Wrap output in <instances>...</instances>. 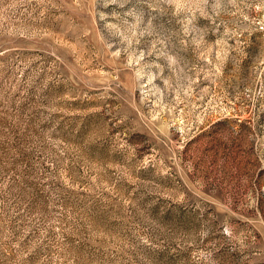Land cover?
Segmentation results:
<instances>
[{
	"label": "rangeland",
	"instance_id": "obj_1",
	"mask_svg": "<svg viewBox=\"0 0 264 264\" xmlns=\"http://www.w3.org/2000/svg\"><path fill=\"white\" fill-rule=\"evenodd\" d=\"M0 264H264V0H0Z\"/></svg>",
	"mask_w": 264,
	"mask_h": 264
}]
</instances>
